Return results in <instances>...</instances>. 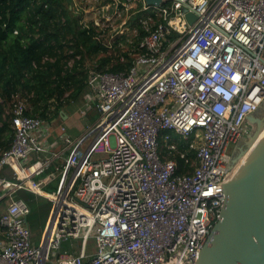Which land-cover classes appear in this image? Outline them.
I'll return each mask as SVG.
<instances>
[{
    "label": "built area",
    "instance_id": "obj_1",
    "mask_svg": "<svg viewBox=\"0 0 264 264\" xmlns=\"http://www.w3.org/2000/svg\"><path fill=\"white\" fill-rule=\"evenodd\" d=\"M163 2L75 7L82 29L91 25L95 41L118 49L119 63L125 55L132 62L117 72L88 70L86 99L98 120L76 142L62 134L70 150L51 194L33 180L56 158L37 135L49 123L24 115L21 102L14 108L0 173L19 166L12 181L0 176L8 200L0 264H48L54 253L52 264H196L225 202L230 148L264 101V0ZM31 154L37 159L22 165ZM21 189L51 203L37 244L30 209L14 196ZM70 240L80 241L78 252L60 251Z\"/></svg>",
    "mask_w": 264,
    "mask_h": 264
},
{
    "label": "trees",
    "instance_id": "obj_2",
    "mask_svg": "<svg viewBox=\"0 0 264 264\" xmlns=\"http://www.w3.org/2000/svg\"><path fill=\"white\" fill-rule=\"evenodd\" d=\"M76 13L71 0H0V153L14 141L13 110L19 102L24 115L50 123L84 93L89 69L117 72L131 65L127 55L118 62L116 47L110 51L95 41L91 25L82 29ZM62 166L53 163L44 175ZM16 197L28 205L27 223L40 238L51 203L26 190Z\"/></svg>",
    "mask_w": 264,
    "mask_h": 264
},
{
    "label": "water",
    "instance_id": "obj_3",
    "mask_svg": "<svg viewBox=\"0 0 264 264\" xmlns=\"http://www.w3.org/2000/svg\"><path fill=\"white\" fill-rule=\"evenodd\" d=\"M144 2L152 8L164 4L163 0ZM185 18L188 23L195 20L189 13ZM224 192L220 219L196 264H264V139Z\"/></svg>",
    "mask_w": 264,
    "mask_h": 264
},
{
    "label": "rangeland",
    "instance_id": "obj_4",
    "mask_svg": "<svg viewBox=\"0 0 264 264\" xmlns=\"http://www.w3.org/2000/svg\"><path fill=\"white\" fill-rule=\"evenodd\" d=\"M71 1L75 4V7L78 6L81 8L87 4L88 0H71ZM76 17H80V16L76 14ZM93 108L94 106L92 105L91 108L92 110L87 111L86 107L84 106V100L82 99V95H81L76 100H70V103L65 105L64 107L65 112L62 113L69 115L68 120H66L67 117H65L64 114L62 115V113L60 112L61 117L52 120L50 122V127L53 130L55 128L59 130V128L64 127V121H65L66 129L64 130V133L72 140V142H76V140L84 136L87 133L88 129L92 127L95 124V122L98 120V113ZM248 122L249 125H247L245 129V133L248 135L247 140L249 139V136H252L254 132L257 130V128L260 127L259 125L264 123V101L260 106L259 115L255 119H251ZM59 140H60L59 145H63L61 137ZM68 154H65L64 160L67 158ZM70 174L71 171L68 172L65 182L68 181ZM31 240L34 244H37L39 240V235L31 231ZM89 240L90 242L91 241L93 242V239H89ZM72 243H73V249H71L72 251L70 250L69 252L77 253L80 241L72 240ZM57 254L58 253H54L53 256Z\"/></svg>",
    "mask_w": 264,
    "mask_h": 264
},
{
    "label": "crops",
    "instance_id": "obj_5",
    "mask_svg": "<svg viewBox=\"0 0 264 264\" xmlns=\"http://www.w3.org/2000/svg\"><path fill=\"white\" fill-rule=\"evenodd\" d=\"M86 91L87 89H85L84 93L82 94V99L84 100V106L86 107L87 111H90L92 110V105L89 103V101H87L86 99ZM94 109V108H93ZM62 112H65V111H62ZM61 112V113H62ZM65 115L66 120H68L69 118V115H66L65 113H62V115ZM61 117V115H60ZM97 122V121H96ZM95 122V123H96ZM47 129V128H46ZM62 129H66V123L64 121V127H61L58 129H51L50 127V123L48 124V129H47V132L44 130V128L42 130H40L37 135L39 137V140H41L43 143H45L47 146H49L50 148V153L51 154H56V158L54 159L53 163L54 164H58V165H62L64 162V156L65 154H68L69 150H70V147H66L64 148L63 145H59V139L60 137L62 136V134H65L64 132H62ZM81 138V137H80ZM78 138V139H80ZM62 139V138H61ZM62 146V147H61ZM61 147V148H60ZM47 155H50L49 153ZM38 155L36 154H31L26 161H24V163L22 165L24 166H27V165H30L32 164L36 159H37ZM18 164H13L11 166H8V167H4L2 169V178H5V180L7 181H12L13 179V171L14 170H18ZM50 168V167H49ZM48 170V169H47ZM45 172H43L42 174H40L39 176H35L33 177V180L36 182V183H39L40 184V190L43 191L44 188H47L49 190V194H51L52 192L55 191L56 187H57V183H58V175L59 173H49L47 175H44ZM44 175V176H43ZM10 176V178H8ZM58 176V177H56ZM37 178V179H36ZM26 189H21V190H18L16 191L15 193V196H17V194L21 191H24ZM26 191H29V190H26ZM33 193V192H32ZM48 193V192H47ZM5 194L6 192L3 191L1 188H0V200L2 198H5ZM36 195V194H35ZM40 196V195H38ZM17 199H21V198H18L16 197ZM15 198V199H16ZM42 199H45V200H48L47 198L41 196ZM23 200V199H21ZM49 201V200H48ZM8 200L6 199L3 203H0V212L1 211H4V209L6 208V204H7ZM2 208V209H1ZM0 238H2V236L0 235ZM70 246H72V249H73V243H72V240L70 241H67V242H64L62 243L61 247H60V251H65V250H68L70 251L71 248ZM70 249V250H69ZM79 249V248H78ZM95 250V243L94 241L90 242V240H88L87 242V245H86V253L88 255L92 254ZM72 251V250H71ZM78 252V250H77Z\"/></svg>",
    "mask_w": 264,
    "mask_h": 264
},
{
    "label": "bare ground",
    "instance_id": "obj_6",
    "mask_svg": "<svg viewBox=\"0 0 264 264\" xmlns=\"http://www.w3.org/2000/svg\"><path fill=\"white\" fill-rule=\"evenodd\" d=\"M261 123V122H260ZM257 131L254 135L250 136V138L246 141L247 148L244 152L239 156L238 160L233 165V170L230 173V180L236 177V175L240 172L244 164L248 161L254 150L264 139V123L259 125Z\"/></svg>",
    "mask_w": 264,
    "mask_h": 264
},
{
    "label": "flooded vegetation",
    "instance_id": "obj_7",
    "mask_svg": "<svg viewBox=\"0 0 264 264\" xmlns=\"http://www.w3.org/2000/svg\"><path fill=\"white\" fill-rule=\"evenodd\" d=\"M260 113V107L259 109L248 116L247 120L249 121L250 119H255ZM248 135H243L236 144H234L231 148H230V165H234L235 162L238 160L239 156L244 152V150L247 148V141Z\"/></svg>",
    "mask_w": 264,
    "mask_h": 264
}]
</instances>
